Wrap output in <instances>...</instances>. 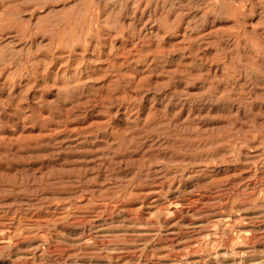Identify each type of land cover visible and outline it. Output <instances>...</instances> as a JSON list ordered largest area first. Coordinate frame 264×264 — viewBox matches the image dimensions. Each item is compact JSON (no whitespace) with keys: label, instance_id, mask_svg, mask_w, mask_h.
I'll list each match as a JSON object with an SVG mask.
<instances>
[{"label":"rangeland","instance_id":"1","mask_svg":"<svg viewBox=\"0 0 264 264\" xmlns=\"http://www.w3.org/2000/svg\"><path fill=\"white\" fill-rule=\"evenodd\" d=\"M0 264H264V0H0Z\"/></svg>","mask_w":264,"mask_h":264}]
</instances>
